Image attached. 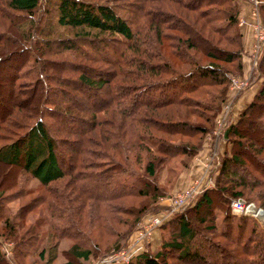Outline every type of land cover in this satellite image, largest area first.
<instances>
[{"label": "trees", "instance_id": "trees-1", "mask_svg": "<svg viewBox=\"0 0 264 264\" xmlns=\"http://www.w3.org/2000/svg\"><path fill=\"white\" fill-rule=\"evenodd\" d=\"M237 16L235 0H0V168L43 188L34 207L44 209L20 234L22 216L6 213L16 181L0 178V237L13 240L16 263L21 247L36 249L43 224L49 240L38 249L41 264H52L50 242L61 238L74 240L62 264H83L99 256L78 222H98L112 236L115 213L131 215L134 232L143 215L167 212L158 204L168 192L156 181L159 170L175 175L177 157L178 167L188 166L230 76L242 72ZM251 75L260 82L250 101L210 135L225 144L213 155L212 186L168 215L155 252L144 249L127 264H264V222L242 241L240 217L233 238L228 204L254 199L264 209V51ZM124 198L131 202L113 204ZM86 200L93 204L83 220ZM0 264H10L1 253Z\"/></svg>", "mask_w": 264, "mask_h": 264}, {"label": "rangeland", "instance_id": "rangeland-1", "mask_svg": "<svg viewBox=\"0 0 264 264\" xmlns=\"http://www.w3.org/2000/svg\"><path fill=\"white\" fill-rule=\"evenodd\" d=\"M236 1V0H235ZM244 3H246V5L248 6V12H249V19L244 21V19L242 17H240L239 15L237 16V26L240 28L242 25H247L249 30L251 31V36H252V46L249 52V60H250V68H249V74L247 76H242V72L239 75H231L230 79H237V80H245L246 84L244 85V87L240 88V89H235L233 85L230 84L227 87V91H233L235 93H240L246 89L249 88V86L253 83V82H260V79H256L255 77H253L254 75H251L252 70H254V65L255 63L258 61V59L260 58V56L262 55L263 51H264V44L262 46L261 51H259L258 53H256V40H255V34L253 31V27L251 26V23L255 22L253 21L256 16H253L251 14V6L249 3H247L246 0H242ZM237 5V4H236ZM52 17V16H51ZM257 19V18H256ZM253 21V22H252ZM258 21L259 24L261 25V30L263 32V26L261 24L259 15H258ZM63 35V34H61ZM263 36H264V32H263ZM117 37V36H116ZM119 39H121V37H117ZM241 65H243L242 60H241ZM25 67H28V64L25 65ZM236 80V81H237ZM259 85V84H258ZM256 91V90H255ZM252 98V97H251ZM96 100V99H95ZM246 105V104H245ZM244 105V106H245ZM230 102H223L221 105V109L220 112L217 114L215 120H214V125L213 128L211 130V132L209 134H207L205 137L212 135V133L215 131V129H218V123H216V121L220 120L224 121L225 118L227 117V114L230 110ZM243 108V107H242ZM220 118V119H219ZM223 118V119H222ZM223 123V122H222ZM221 123V125H222ZM260 124V123H259ZM262 124V123H261ZM243 126V125H242ZM260 130H264V123L261 126ZM247 133L248 136L250 138H256L258 137V135L256 134L255 130L252 128H247ZM208 139H210V137H208ZM224 148V147H223ZM216 148H212L209 153L206 156V161H205V171L209 172V168L211 165H213V162L215 161L213 159V155L215 153ZM198 152L191 158L188 166L185 169L189 168V165L191 162H193V160H197L203 156H197ZM181 159V157H177L173 162L176 163L175 167H177L178 169L175 171V175H170L168 173H166L165 169L162 168L161 170H159L157 177H156V181L158 182V185L163 187L165 190H167V194H165V197H171L174 196L175 194L181 192L182 190H186L187 188H189L191 185H193L194 183L199 184V188L197 189L196 193L194 194L193 198L202 190L205 189V183L204 185L200 184L199 182H190L185 188H183L182 190H178L175 192H170L171 186L173 185V182L175 181L177 175L184 170V168L182 167H178V162ZM209 160V163H208ZM64 161L66 162L65 158ZM178 161V162H177ZM195 161V162H197ZM66 163H63V165L65 166ZM208 168H207V166ZM132 165L138 170L141 171V167L140 164L132 163ZM204 169H202V173ZM205 174V172L203 173ZM202 174V175H203ZM4 180H6V182H11V180H15L17 186L14 187V189L19 190L16 196L17 198H14L12 201H8L6 202V209L8 213V216L10 215H14V214H19L22 216V222L21 225H23L22 228L18 229V232L21 234L24 230V228H26L28 225L33 224V222H35L36 218H39L40 214H41V210L44 209V205L43 204H39L38 206L34 207L36 205L37 200L40 199V195L43 193V188L40 187L38 181L35 178H32L26 174L20 173L18 171V169H13L12 172L11 171H6V169L4 168H0V178H2ZM208 181H206L207 183ZM63 183V180L57 181V182H53L50 184L51 188H55V187H59L61 186ZM212 183V182H211ZM212 186V185H209ZM203 188V189H202ZM13 189V190H14ZM46 195V194H45ZM193 198L191 200H193ZM216 201L218 199V197L214 198ZM235 199V198H229L228 200V204L230 202V200ZM241 199V198H239ZM191 200L189 202H191ZM243 202L244 200L241 199ZM131 202L130 199L124 198L123 200H118L115 203V206L119 207L122 205H128ZM244 203H249L251 204L255 210L259 211V214H234L231 213L230 211V215H231V222H230V229H231V234L233 236V238L236 237L237 233L239 232V227H240V217L244 216L246 217V220L243 222V228L240 231V235L242 236V241H244L246 239V237L249 234V231L252 227V225L254 224V222H258L260 224H263L264 222V209L260 208L257 206V203H255L254 199L250 200L248 202H244ZM83 220H85L86 218H88V213L87 210L91 209V204H93L90 200H86V202H83ZM158 204H160L163 207H167L166 205L162 204V202L160 203L159 199H158ZM90 205V206H89ZM28 212L27 214L25 213ZM115 219L119 218V223L115 224L114 226V232L112 234V236H110L108 234L109 230L106 228H101L102 226L98 223V222H78L80 225V227L82 228V231L84 233V237H88L87 242L84 240L85 242V246H89L91 247L92 245L95 246L94 248V255L97 254L99 257H90L87 261L83 262V264H127L132 258L133 256H135V253H132V251H135L132 249V245L133 240H130V238L135 237L134 235L136 234L137 229L140 227V224H142L144 221H146L149 218L152 217H162V221L159 223L158 226H156V228L154 230H158V236H157V244L155 245H151L150 243L146 242V241H142L141 243H143V248L144 249H148L151 252H155L158 249V245L160 244V240H161V236L163 235L164 229H161L159 226L164 222V220H166L168 218V215L165 211L161 210L157 213L154 214H145L143 215L141 222L139 224V227H137V229L133 232V230L131 229V231L129 232L128 230H130V226H131V222H132V216L131 215H127L126 213H115L112 215ZM24 217V218H23ZM221 217L222 214L219 210L215 211V219H214V227H215V233L218 234L220 233V231L222 230V222H221ZM124 222V223H123ZM19 223V222H18ZM43 223V222H42ZM46 223V222H45ZM103 224L104 227L106 222H100ZM111 224H113V222H109ZM116 223V222H114ZM98 225V226H97ZM101 226V227H100ZM46 224H43L40 227V230H42V234L43 236H39L38 240V244L36 249H34L33 247H28V246H23L21 247V257H20V262L16 263L13 259V255H15L16 250H13V240H9L5 239L4 237H0V253L7 259V261L10 264H41V261L39 260V258H37V252L38 249H40L43 245H45L46 248H48V240L49 237L45 234L46 232ZM0 228H1V223H0ZM129 232V234H126V232ZM1 229H0V233H1ZM127 232V233H128ZM124 233L127 235L123 242H122V247L119 250H116L114 245L115 244H121V239L124 237ZM151 237V236H150ZM149 237V238H150ZM74 242L73 239L71 238H61L58 240L53 239V241L51 240V244L54 245L55 247V259L52 262V264H62L67 258L68 256L66 255V250L68 248V246L70 244H72ZM159 242V243H158ZM127 250L130 252L129 255V260L128 261H122V260H117L115 259L114 261H110L109 259L112 257V255L114 256V254H117L121 251ZM26 251V252H25ZM117 260V261H116Z\"/></svg>", "mask_w": 264, "mask_h": 264}, {"label": "crops", "instance_id": "crops-1", "mask_svg": "<svg viewBox=\"0 0 264 264\" xmlns=\"http://www.w3.org/2000/svg\"><path fill=\"white\" fill-rule=\"evenodd\" d=\"M237 4V9H238V15L244 19V21L249 19V12H248V6L246 3H244L242 0H236ZM240 33H241V41H242V47H243V53H242V76H247L249 74V68H250V60H249V52L252 46V36H251V31L249 30L247 25H242L240 28ZM259 82L255 81L253 82L248 89L240 92V93H235L233 91H228L226 95V100L225 102H230V110L229 112L231 113L232 120H234L237 116V114L240 112L242 107H244L245 104H247L253 93L258 87ZM210 137V139H208ZM225 148V144L223 142H219L218 144L215 141L214 136H207L204 137L202 141V146L201 149L198 151L197 156H203L197 160H193V162L190 163L188 169L182 170L176 177L175 181L173 182V185L171 186L170 192H175L178 190H182L185 188L191 181L194 182H199L201 185L204 183H208V187H211L209 185H212L211 180L208 179V174L205 171L204 165L206 161V156L209 153V151L212 148H216L218 152H222ZM197 161V162H195ZM202 169L205 172V174L202 173ZM203 174V175H202ZM206 181H208L206 183ZM199 185V184H198ZM216 211V210H215ZM158 230H153L151 233V237L148 239V243L151 245L157 244V236H158ZM135 236V235H134ZM133 240V245L132 249L135 251H132V253H139L142 250H144L143 243L142 241H137L135 240V237H132L129 239ZM159 243V242H158ZM159 246V245H158Z\"/></svg>", "mask_w": 264, "mask_h": 264}, {"label": "built area", "instance_id": "built-area-1", "mask_svg": "<svg viewBox=\"0 0 264 264\" xmlns=\"http://www.w3.org/2000/svg\"><path fill=\"white\" fill-rule=\"evenodd\" d=\"M246 1L251 6V9H252L251 14L253 16H256L257 18L253 20L255 22L252 21L253 23H251V26L253 27V31L255 34L256 53H258L259 51H261L262 46L264 44L263 32L261 30V25L259 24V21H258L257 4L259 3V1L258 0H246ZM236 80L237 79H232V78L230 79V84L233 85L235 89H240L244 87V85L246 84L245 80H237V81ZM222 122L223 121H221V119L216 121V123H218V127H217L218 129H215V131L213 132L215 137L218 136L220 133V127H221ZM208 163H209V160H208ZM207 186H208V183L205 184L204 187L206 188ZM198 188H199V185L197 183H194L186 190H182L181 192L175 194L174 196H171V197L160 196L159 201L160 203L162 202V204L168 206V210L166 213L167 215H169L175 210H177L178 208L184 205H187L189 201L193 198ZM229 208H230L231 213H234V214H244V215L250 214V213L259 214V211L255 210V208L251 204L244 203L239 198L230 200ZM162 219H163L162 217H152L144 221L142 224H140V227L137 229L136 234H135V240L137 241L148 240L149 237L151 236L152 231L156 228V226L159 225ZM129 255H130V252L127 250H124L117 254H114V256L112 255V257L109 260L114 261L115 259H117V260H122V261H128Z\"/></svg>", "mask_w": 264, "mask_h": 264}]
</instances>
